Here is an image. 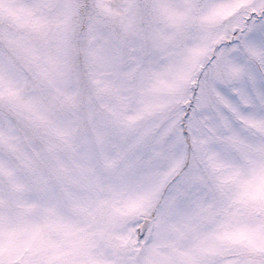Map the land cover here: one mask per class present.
<instances>
[{"label": "snow or ice", "instance_id": "1", "mask_svg": "<svg viewBox=\"0 0 264 264\" xmlns=\"http://www.w3.org/2000/svg\"><path fill=\"white\" fill-rule=\"evenodd\" d=\"M0 264H264V0H0Z\"/></svg>", "mask_w": 264, "mask_h": 264}]
</instances>
